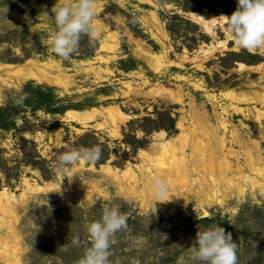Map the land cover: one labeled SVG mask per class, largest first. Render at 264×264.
I'll use <instances>...</instances> for the list:
<instances>
[{"label": "rangeland", "instance_id": "1", "mask_svg": "<svg viewBox=\"0 0 264 264\" xmlns=\"http://www.w3.org/2000/svg\"><path fill=\"white\" fill-rule=\"evenodd\" d=\"M55 3L0 0L7 6L5 18L0 12V205L11 207L8 216L0 212V245L13 234L20 264H76L90 243L86 223L107 204L128 217L111 238L110 264H199L189 247L196 231L212 224L232 234L238 264H264V192H232L216 203L200 200L194 183L200 178L208 192L211 178L222 186L231 175L256 177L250 167L259 160L264 169V48L236 46L220 17L229 14L214 12L211 0H95L97 37L90 42L82 34L64 60L49 42L55 26L47 14ZM194 13L216 21L207 27ZM37 70L50 81L27 77ZM21 88L28 98L17 105ZM109 107L123 113L115 124L106 114L87 124L66 114ZM157 113L169 114L173 124L161 116L149 122ZM193 114L202 132L190 131ZM196 138L209 163L197 160ZM165 141L188 161L190 180L170 189L183 200L154 202L157 212L150 215L156 197L141 170L169 165L155 148ZM95 144L102 147L95 164L74 166L64 178L55 172L56 157L68 147ZM225 160L231 173L224 172ZM90 200L95 204L85 207ZM76 234L79 246L71 242ZM3 251L0 246V264H6Z\"/></svg>", "mask_w": 264, "mask_h": 264}, {"label": "clouds", "instance_id": "2", "mask_svg": "<svg viewBox=\"0 0 264 264\" xmlns=\"http://www.w3.org/2000/svg\"><path fill=\"white\" fill-rule=\"evenodd\" d=\"M7 6H0V12H5ZM52 15L47 19L55 28L50 35V46L59 58L68 60L77 51L82 34H86L92 42L97 37L94 23L96 15L95 0H56L51 8ZM228 31L231 41L236 46L254 50L264 48V0H236V8L229 15H220ZM202 18V17H201ZM203 19V18H202ZM15 103L22 105L28 98V93L19 90ZM50 143L56 141L50 137ZM102 147L92 146L68 147L60 153L54 162V169L62 178L71 172L74 166L91 163L101 159ZM61 182L58 185L60 192ZM150 190L156 199L151 201L150 215L157 212L154 202H167L171 199L170 181L163 176L153 175ZM94 200L85 206L92 207ZM127 214L120 210L119 205H105L99 219L86 223V233L90 240L76 264H110L109 255L111 238L127 225ZM72 244L79 246L80 237L73 235ZM238 245L232 234L220 224H212L196 231L189 247L190 259L199 264H238Z\"/></svg>", "mask_w": 264, "mask_h": 264}, {"label": "bare ground", "instance_id": "3", "mask_svg": "<svg viewBox=\"0 0 264 264\" xmlns=\"http://www.w3.org/2000/svg\"><path fill=\"white\" fill-rule=\"evenodd\" d=\"M191 16H192L193 19H195V21H199V22L203 23L204 25H206L207 27H208L209 23H214V21H216V19L213 18L210 15L205 17L204 15H200V14L194 13V14H191ZM105 47H106L105 45L101 44L100 49H103ZM48 67H51V65H48ZM36 72L37 73H29V74H27V77L28 76L34 77V78L37 79V81L43 82V83L44 82H48L49 79L47 80V78L45 77V74H41V72L38 71V70ZM15 73L18 74V75L20 74V77H22V78L26 77L19 70L15 71ZM261 100L264 103V97ZM98 110L92 109L90 111L88 110V111H85V112L68 111L66 114L68 115V117L71 120L76 121V122L81 123V124H87L88 121H91L97 115L101 116V115H105V114L107 115V117L111 118L112 123L115 124V123H117L118 118L121 119L122 116H123V113H121L117 108H114V107H109L107 109H101L100 111H98ZM245 115L246 116L249 115L250 119H252L254 122L259 124V122H260V118L259 117L252 118L250 113L245 114ZM193 116H195V114H193ZM195 118H196V116H195ZM193 122H195V123L192 125L193 128H191L190 131L195 133L196 129L199 130V132L200 131L202 132L204 130L202 128L203 125L200 122V119L196 118L195 120H193ZM224 123H219L222 126L223 129H225V124ZM157 135L162 137L163 133L160 132ZM204 135H207V134H204ZM168 146H170V147H168ZM219 146H221V148H223L225 146V139L223 137L219 138ZM201 147H203V146L201 145L200 141H198V139L196 138L193 141V143H192V149L195 152L197 151V154H198L197 160L201 161L200 162L201 164L204 163V162H208L209 163L210 161L204 160L205 158L201 154H199L198 149H200ZM155 148H156V151H157L158 154L162 155L163 157L168 158L170 161H169V165L167 167L163 168L162 170H161V168H159L157 170L159 172L152 173L151 169H148L147 167L143 168L141 170L144 173V181L147 182L148 186L150 187V185H151V179H152L153 175H160V176H163L166 179H168L170 181V189H172V188L174 189L175 188L174 186L177 183H178V185H180V183L187 184L186 182H188L190 180L189 176L191 174V172H190L191 168H189V166H187L188 165L187 164V162H188L187 160H185L183 157H179L178 155H176V151L177 150L175 148V145H173L172 143H169L168 141H165V142H161V143L156 144ZM180 152H181V154H183L184 153V148L181 149ZM227 154H228V156H232L233 155V154L232 155L230 154L229 149H228V153ZM247 156L251 157L249 155V152L247 153L246 158H247ZM215 157L216 156H214V158ZM257 162L259 164L258 167H254V166L250 167L251 168V173L256 175V177H252V176H250V175H248L246 173H242L238 177H234L233 175H231V176H229L227 178L225 177L226 179L223 180V185H222L223 188L222 189H221V187H222L221 184H217L215 179L211 178V184H210L211 185V190L209 189L208 192H205L204 191L205 187H204V184H203L202 180H200V178H195V180H194V183L196 184V192L195 193H197V197H199L200 200H207L208 198H210L212 201H215L216 203L217 202L220 203L221 199L218 198V196H220V195L222 197H226L227 195H231L232 192H235V193H237V194L242 196V195H246L248 192L253 193L255 190L264 192V169H263V166H261L262 163L260 162V160L257 161ZM198 163L199 162H197V164ZM209 165H211V164H209ZM224 165L226 167L224 172L225 173H228V172L231 173V171H232L231 164L227 163V161H226ZM209 168L210 167L208 166V169ZM208 169H206V170H208ZM199 170H197L195 173L200 174L201 172ZM219 174H221V173H219ZM132 178H133V180H135L133 175H132ZM185 191L187 192L188 190L186 189ZM170 197H171V199L169 201H171V200H183V198H184L183 195H181L180 193H176V194H173V195L170 194ZM169 201H167V202H169ZM167 202H163V203L158 202V205L161 207V206L167 204ZM0 212H1L2 216H4V217L8 216L11 213V207L8 204L7 205L6 204H1L0 205ZM7 228L9 229L10 226L7 227ZM7 236L8 237L1 239V245L0 246H3V249H4V251L2 253V258L4 259L6 264H20L19 259L16 256V253L14 251V248L12 247L13 243L12 244L10 243V242H15V238L13 237L14 235L12 234V235H7ZM8 238H10L11 240H9Z\"/></svg>", "mask_w": 264, "mask_h": 264}, {"label": "trees", "instance_id": "4", "mask_svg": "<svg viewBox=\"0 0 264 264\" xmlns=\"http://www.w3.org/2000/svg\"><path fill=\"white\" fill-rule=\"evenodd\" d=\"M209 4L212 5V7H214V12H217V13H221L222 12V13L231 14L232 13L231 12V9H232L231 7H235L236 6V0H211V3H209ZM209 9L211 10V7ZM46 98H47V96H46ZM158 116H161L160 120L167 121V122L173 124V120L169 116V114H163V113H157L156 114V117H157L156 120L155 121H150L149 120V122L158 123V121H159V117Z\"/></svg>", "mask_w": 264, "mask_h": 264}]
</instances>
